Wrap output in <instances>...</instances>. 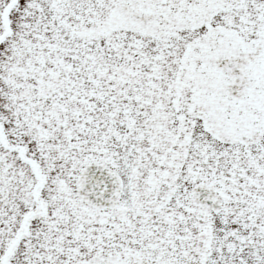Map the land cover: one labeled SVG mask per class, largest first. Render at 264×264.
I'll return each mask as SVG.
<instances>
[{
    "label": "snow or ice",
    "instance_id": "obj_1",
    "mask_svg": "<svg viewBox=\"0 0 264 264\" xmlns=\"http://www.w3.org/2000/svg\"><path fill=\"white\" fill-rule=\"evenodd\" d=\"M0 264H264V0H0Z\"/></svg>",
    "mask_w": 264,
    "mask_h": 264
}]
</instances>
